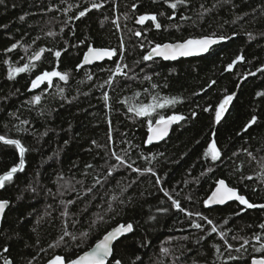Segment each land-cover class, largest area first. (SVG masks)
I'll list each match as a JSON object with an SVG mask.
<instances>
[{"label":"trees","instance_id":"obj_1","mask_svg":"<svg viewBox=\"0 0 264 264\" xmlns=\"http://www.w3.org/2000/svg\"><path fill=\"white\" fill-rule=\"evenodd\" d=\"M175 2L0 4V135L27 149L23 171L0 189V199L11 201L0 252L7 247L3 255L13 264H45L56 255L75 259L120 223H131L133 231L117 242L109 264L114 259L122 264H249L264 257V251L254 250L264 244V209L244 210L237 202L205 204L220 179L250 202L264 203V0H186L172 9ZM142 14L157 19L141 27L136 20ZM203 36L231 39L205 56L143 60L155 44ZM90 47L110 48L116 55L77 68ZM37 53L40 60L34 59ZM240 55L243 61L228 69ZM25 64L27 71H12ZM117 64L126 75L113 71ZM44 71L68 78L55 77L30 92ZM237 89L217 124L215 110ZM164 98L176 102L150 116L128 111ZM173 115L185 119L176 122L166 140L148 143L149 120L154 124L160 116ZM253 116L256 123L245 131ZM213 140L220 151L216 161L206 155ZM19 162V149L0 141V176ZM202 217L212 220L217 232Z\"/></svg>","mask_w":264,"mask_h":264},{"label":"snow or ice","instance_id":"obj_2","mask_svg":"<svg viewBox=\"0 0 264 264\" xmlns=\"http://www.w3.org/2000/svg\"><path fill=\"white\" fill-rule=\"evenodd\" d=\"M4 0H0V4H3ZM186 3V0H176L175 3H171L170 7L172 9H176L178 4H184ZM101 5L98 4H93L92 7L98 8ZM135 7V6H134ZM86 13L84 11H81L79 13L80 17H83ZM157 17L156 15H141L138 18V23L144 24L145 21H156ZM161 25L157 22L155 23V28L159 29ZM51 35V33H49ZM135 35L140 36V32H136ZM214 36V34H213ZM225 39H231V37H224L220 36L218 39L213 38V37H202L199 39H187L184 42L180 43H165V44H155L151 51L143 57V60L148 61V60H153L154 57H160L164 60H176L179 57H187V56H192V55H200L202 53H207L209 49L217 44L219 41L225 40ZM13 48L16 47V45L12 46ZM11 50V49H10ZM41 53L44 51L43 49L40 50ZM116 55L115 50H105V49H96V48H89L87 54L83 58V63L80 65H77V68L83 67L84 64L91 63L93 60H101L104 57H112ZM55 56L59 58L61 56V52L56 51ZM41 56L40 53H37L34 57L35 60H40ZM244 59L243 55H240L237 57L238 61H242ZM30 65L25 64L23 67H18L14 68L12 71L14 73H22L25 72L29 69ZM124 67H127L125 65ZM233 67L232 64L228 65V69H231ZM116 74L119 75H126V73L123 72V69L119 64L116 65L115 69L113 70ZM264 71V70H262ZM250 75H255V73H250ZM53 77H59L61 80H66L67 74H62L59 71H44L42 74L38 75L35 80L32 81L31 87L37 88L41 83H44L47 81L48 84L52 83V78ZM10 78H12L10 74ZM146 79H151V77H146ZM213 84L215 81L212 82ZM153 87H156V85H153ZM261 95H264V93H261ZM105 100H108L109 97L105 95L104 97ZM154 100L156 99L155 97L153 98ZM234 99L233 95H227L223 101L219 104L218 110H215V122L218 124L221 121L222 118V113L226 112L228 109L229 104L231 101ZM34 100L36 102H39L41 100V96L37 95L34 97ZM176 98L173 99H168L164 98L163 103H154L152 105H141L139 108L136 107H129L128 111L130 112H136L137 115L140 116H150L152 111H154L157 107L163 108L165 104L169 103H175ZM205 111H210L212 109L210 108H205ZM193 116L196 115L194 112L192 114ZM185 119L183 116H170L167 119H165L164 116H160L159 120L155 122V127H153L152 121L149 120L148 125H149V131L152 133L148 137L147 142L152 143L153 139H163L169 130V127L172 123L178 122L180 120ZM257 118L255 116L252 117L250 120L249 124L245 127V131L247 130L248 127H251L253 124L256 123ZM215 133H213V136ZM0 141H2L4 144L7 145H14L17 149H19V155H20V162L19 165L14 166L8 171L5 175L0 176V188L5 187V181H11L13 179L14 173L17 171H23V166H24V154L27 151V149L21 144L19 140L16 139H8L3 135H0ZM211 155V159L213 161H216L220 158V151L216 147V143L213 140V142L210 145L208 153L206 155ZM114 155H116L114 153ZM251 156L252 154L249 153ZM116 159L118 161H121V163H126V161L123 160V158L119 155H116ZM254 159V157H253ZM264 167V164L261 165ZM128 167L131 168L132 165L128 164ZM211 171V169H209ZM133 171L140 172L141 170L139 168H134ZM147 171L152 172V169L149 168ZM243 179V178H242ZM248 179H251V177H248ZM159 182V179L157 180ZM218 187H216L215 191L212 193V196L205 201V204H224L227 201L230 200H235L238 201L240 205L246 206L244 210L247 209H264V204H255L249 202V200L242 194H239L238 190L234 187H230L226 184V182L221 179L218 182ZM91 191V189H89ZM165 195H168L167 192H165ZM171 199V197H169ZM116 197H113V200H115ZM8 205V201H0V217H2L5 208ZM173 205L176 209L180 211H184L183 208H181L180 204L178 201L173 200ZM164 211H167V209H164ZM67 213H65L66 215ZM189 216L193 215L192 213H188ZM197 215H200L199 213ZM239 215V213H237ZM203 219L207 220V223L209 225H212L211 232H217V227L213 224V221L208 219L207 217H202ZM99 220H103L102 216L98 217ZM196 228H200V224H195ZM262 229H264V224L260 225ZM133 230L132 224H127L125 225H120L119 227L113 229L112 231L108 232L103 239L95 245V247L89 251L86 252L84 255L79 256L77 259H70L68 261V264H109V257L113 255V248H112V243L114 240H116L120 235H124L125 233L131 232ZM65 235H70L69 233H65ZM220 235L223 237L224 233L221 232ZM88 236L87 232L81 233V238H86ZM235 238V237H234ZM63 237H61V240ZM72 239L75 240L77 239L76 236H72ZM256 240H260V236L255 237ZM244 244H248V241L245 240ZM229 248H231V245H228ZM243 247V245H241ZM219 249L217 248V251ZM255 251H264V244H261L260 248L254 249ZM237 251H240V249H237ZM8 248L4 247L2 252H0V261H2V264H13V262L6 258L3 253H7ZM165 252H167V249H165ZM230 259H236V257H229ZM139 259V258H137ZM50 264H65V259L64 257L57 256L53 261L50 262ZM112 264H122L120 259H114L112 261ZM132 264H135V262H132ZM252 264H264V258L261 259H253Z\"/></svg>","mask_w":264,"mask_h":264},{"label":"water","instance_id":"obj_3","mask_svg":"<svg viewBox=\"0 0 264 264\" xmlns=\"http://www.w3.org/2000/svg\"><path fill=\"white\" fill-rule=\"evenodd\" d=\"M142 15H146V14H142ZM139 16H141V15H138V16H137L136 24L142 27V26H144L148 21H145L144 24H140V23H138L137 21H138ZM203 37H206V36H203ZM207 37H211V36H207ZM199 38H202V37H191V38H188V39H199ZM213 38H217V39H218L219 37H213ZM186 40H187V39H186ZM184 41H185V40H183V41H177V42L182 43V42H184ZM223 41H224V40L219 41L217 44L213 45V46L209 49V51H208L207 53H202V54H200V55H192V56H187V57H179V58L176 59V60H164V59H162V58H160V57H154V58H158V59L164 60V61H166V62H175V61H179V60H181V59H189V58H194V57L205 56V55H207V54H208V53H209V52H210L215 46H217L218 44H220V43L223 42ZM177 42H166V43H177ZM164 44H165V43H164ZM90 48L105 49V50H113V49H110V48H99V47H90ZM88 50H89V49H88ZM88 50L85 52L84 56L87 54ZM150 51H151V50H150ZM150 51H149V52H150ZM84 56H83V58H84ZM114 57H115V56H112V57H104V58L101 59V60H93L91 63L84 64L83 67L93 66V65H95V64H97V63H102V62H104V61H111V60H113ZM242 61H243V60H242ZM239 62H241V61H238V60L234 61V63L232 64L233 67L235 66L236 63H239ZM82 63H83V59H82ZM82 63H81V64H82ZM45 82H47V81H45ZM45 82H44V83H45ZM44 83H41L37 88H34V89L30 86L29 91H30V92H34V91L39 90V89L44 85ZM31 85H32V84H31ZM238 89H239V87H238ZM238 89H237V91H236L235 93L231 94V95L234 96V99H235L236 96H237ZM234 99H233V100H234ZM233 100H232L231 103L229 104L228 109L230 108V106H231ZM228 109H227V111H228ZM227 111H226V112H227ZM226 112L222 113V118H223V116L226 114ZM175 124H176V122H174V123H172V124L170 125L169 130H168V133H167V135H166L163 139H156V138H154L153 141H152V143H150V144H157V143H160V142L166 140V139L169 137V135L171 134V131H172L173 127L175 126ZM153 127H155V123L153 124ZM150 135H152V133H151L150 131H148V137H149ZM220 180H221V179H220ZM223 180L226 182V184H227L228 186H230L229 183L227 182V180H225V179H223ZM218 186H219V185H218V183H217L216 186L214 187L213 191L211 192V194L208 196L207 200L212 196V193L215 191L216 187H218ZM230 187H232V186H230ZM0 189H1V188H0ZM236 189H237V188H236ZM237 190H238L239 194H241V193H240V190H239V189H237ZM242 195H243V194H242ZM244 196H245V195H244ZM245 197H246V196H245ZM246 198H247V197H246ZM247 199H248V198H247ZM0 201H4V200L0 199ZM6 201H8V205H7V207L5 208V211H4L3 215H2V217H0V233H1L2 225H3V221H4V218H5V214H6L7 210H8V208H9V206L11 205V201H10V200H6ZM231 202H237V203H239L238 201L230 200V201H227V202L224 203V204H208V206H209V207L224 206V205L229 204V203H231ZM249 202H250V201H249ZM251 203H252V202H251ZM261 204H264V203H261ZM128 224H131V223H128ZM120 225H125V226H126L127 224L120 223V224H118L117 226H115V227H113L112 229H110L108 232H110V231H112L113 229L119 227ZM132 226H133V225H132ZM132 231H133V230H132ZM132 231H131V232H132ZM108 232H107V233H108ZM131 232L125 233L124 235H120L116 240L113 241V243H112L113 253H114V247H115V245L117 244V242H118L119 240H121L123 237L129 235ZM107 233H106V234H107ZM106 234H104V235L102 236V238H101L97 243H99V242L103 239V237H104ZM97 243H95V244H94L89 250L85 251L84 253H82V254L79 255V256H82V255H84L86 252L91 251V250L95 247V245H96ZM57 256L64 257V259H65V264H68L67 259H66L65 256H63V255H56V256H54L53 258H51L50 260H48L45 264H50V262L53 261V260L55 259V257H57ZM79 256H78V257H79ZM78 257H76L75 259H77ZM112 257H113V255H112L111 257H109V261L112 259ZM261 258H264V257L259 256V257H254L253 259H261ZM253 259H252V260H253ZM252 260H251V262H250L249 264H252Z\"/></svg>","mask_w":264,"mask_h":264},{"label":"rangeland","instance_id":"obj_4","mask_svg":"<svg viewBox=\"0 0 264 264\" xmlns=\"http://www.w3.org/2000/svg\"><path fill=\"white\" fill-rule=\"evenodd\" d=\"M53 78H55V77H53ZM53 78H52V79H53Z\"/></svg>","mask_w":264,"mask_h":264}]
</instances>
